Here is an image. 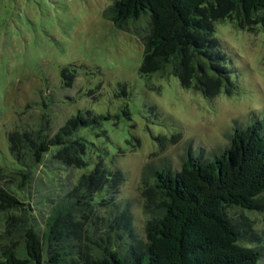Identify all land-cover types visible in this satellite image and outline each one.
<instances>
[{
  "label": "rangeland",
  "instance_id": "rangeland-1",
  "mask_svg": "<svg viewBox=\"0 0 264 264\" xmlns=\"http://www.w3.org/2000/svg\"><path fill=\"white\" fill-rule=\"evenodd\" d=\"M114 2L0 0V186L24 203L16 214L24 216L27 208L24 226L34 223L45 257L49 256L46 234L53 212L60 203L68 204L71 212L60 213V218L76 226L68 229L78 235L74 239L81 255L73 257L64 248L69 253L65 264H87L101 255L96 241L105 235L94 236L92 227L104 214L95 202L80 207L69 196L97 161L123 173L114 198L130 203L135 233L146 244L151 216L144 210L143 191L155 184L153 168L166 164L172 170L181 169L189 152L208 160L229 145L235 128L264 120V29L260 24H241L236 18L215 24V36L232 73L231 84L209 96L183 87L171 66L143 76V37L151 28V16L146 13L130 21V30L119 28L105 15ZM78 114L85 124L69 140L80 139L84 144L89 167L53 163L50 152L42 164H35L32 186H19L21 176L10 136L18 134L17 148L29 156L27 136L35 139L46 126L52 136ZM259 201L264 204V194ZM155 210L159 213V205ZM228 212L240 230L252 228L261 238L259 242L242 239L239 245L264 251V207L233 206ZM7 226V217L0 212V254L13 244L22 257H28L26 232L20 231V238H6ZM116 239L120 250L132 242L129 237ZM257 264H264V256Z\"/></svg>",
  "mask_w": 264,
  "mask_h": 264
},
{
  "label": "trees",
  "instance_id": "trees-1",
  "mask_svg": "<svg viewBox=\"0 0 264 264\" xmlns=\"http://www.w3.org/2000/svg\"><path fill=\"white\" fill-rule=\"evenodd\" d=\"M146 13L150 14L152 22L143 37L141 74L151 75L171 66L183 87H193L209 96L217 95L231 84L232 73L215 36V24L222 19L236 18L241 24L255 22L264 29V0H115L105 10V15L117 27L126 30H130V21ZM80 124H85V119L78 114L52 136L47 126L35 139L27 136L29 156L17 148L18 134L10 136V141L15 143L10 146L11 152L21 176L19 186H32L35 164H42L50 152L53 163L89 167L84 159V144L80 139L69 140ZM54 147L57 150H52ZM189 153L181 169L172 170L166 164L153 168L155 184L143 191L147 200L144 210L151 216L146 223V244L135 233L130 203L114 198L119 184L124 181L120 169L97 161L94 168L83 174L69 196H73L80 207L92 202L98 205L104 215L92 228L94 236L105 235L103 239L97 237L96 241L101 255L98 259L91 258L87 264L258 263L264 256L263 249L240 246L239 241L259 242L261 238L252 228L240 230L228 209L264 207L259 201L264 194V120L257 119L246 127L235 128L229 145L208 160H204L202 154ZM156 204L159 213L155 210ZM106 205L111 207L106 210ZM22 206L24 203L15 194L0 186V212L8 221L4 237L20 238V231L26 232L28 251V257H22L12 244L1 252L0 264H65L68 252L64 248L69 249L73 257L81 255L74 239H78V235L68 229V226H76L60 218V213L71 212L67 203L57 206L49 223L48 257L43 256L34 223L24 226L23 221L28 222L27 208L23 212L25 217L16 214ZM116 236L129 237L132 242L120 250V244H115Z\"/></svg>",
  "mask_w": 264,
  "mask_h": 264
}]
</instances>
